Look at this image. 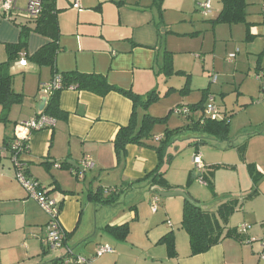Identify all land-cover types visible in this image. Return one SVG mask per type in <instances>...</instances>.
<instances>
[{
  "label": "crops",
  "instance_id": "crops-1",
  "mask_svg": "<svg viewBox=\"0 0 264 264\" xmlns=\"http://www.w3.org/2000/svg\"><path fill=\"white\" fill-rule=\"evenodd\" d=\"M15 4L16 9L9 16L0 12V63L7 62V46L19 43L21 26L26 23L22 16L28 0H15ZM250 4L249 8L258 4L262 8L257 21H251L248 12V20L254 24L250 30L254 38L248 40L251 43L248 54L257 58L254 70L256 79L260 80L257 78V67L258 57L264 53V0H250ZM155 7L156 0H81L79 7L75 6V0H55L61 49L56 59V71L60 74L80 72L103 75L111 85L146 96L156 82L154 68L158 59L155 47L158 32ZM244 27L247 35V28ZM28 42L26 54L31 57L50 44L51 39L31 33ZM21 59L27 60V67L20 68L14 63L11 74L14 78L18 73L24 75L21 79L17 77L13 83L14 91L23 96L22 102L11 108L5 124L1 122L0 106L1 149L12 139L18 124L29 122L42 113L40 106L44 96L40 94V89L54 78L51 68L31 63L24 53ZM260 64V74L264 76V55ZM261 82L264 92V78ZM59 107L65 117L55 119L53 129L33 133L29 152L23 159L27 175L36 179L61 204L60 220L67 232L65 247L55 251L43 244L49 217L15 180L10 154L3 150L0 154V264H58L69 252L86 259L89 264H264V159L251 165L263 179L255 197L246 199L251 192L242 197V207L247 200L254 201L259 197L263 200L256 209L248 204L241 209L245 212L243 225L232 228L239 233V239H225L209 252L192 256L189 236L181 227L182 215L181 221L176 223L178 229L157 226L156 233L148 235L149 242L138 245L137 249H126L131 228L125 241L115 237L112 229L126 224L131 227L138 220L137 209L131 205L122 210L118 202L106 204L103 201L120 190L140 187L145 182L143 180L157 169L159 159L155 146L164 133L156 134L154 129L152 141L145 145H129L123 157H118L114 141L118 131L130 123L134 110L131 99L117 92L100 97L69 89L60 93ZM141 119L138 117L139 123ZM263 122L261 119L258 124ZM204 139H188L190 145L197 147L196 155L202 156L203 170H197L191 161L190 167L185 170L188 178L168 181L165 175L171 191L162 192H186L191 175L200 179L202 173L212 170L211 166L216 163L208 162L200 151L199 146L209 140L201 143ZM179 142L176 137L169 155ZM194 157L195 153L193 160ZM86 160L92 165L80 179L77 173L81 172L80 167ZM172 160L173 157L169 165ZM54 164L63 166L56 169ZM249 169L250 166L247 172L254 186ZM138 181L141 183L130 187ZM154 197H151L152 201ZM217 200L213 206L204 208L215 210L227 202ZM170 203L164 202V207L172 215ZM183 205V202H175L177 208L182 209ZM243 226H248L246 232L242 231ZM170 232L175 236L177 255L174 258L168 256L166 246L159 244ZM105 246L112 248L113 252L97 257L98 249Z\"/></svg>",
  "mask_w": 264,
  "mask_h": 264
},
{
  "label": "rangeland",
  "instance_id": "rangeland-1",
  "mask_svg": "<svg viewBox=\"0 0 264 264\" xmlns=\"http://www.w3.org/2000/svg\"><path fill=\"white\" fill-rule=\"evenodd\" d=\"M206 1L208 0H163L161 12L155 7V26L158 32L155 47L158 59L154 68L156 82L149 94L154 92L159 98L146 106L139 103L137 115L139 120L145 114L154 118H166L164 122L154 125L156 134L183 128L177 136L181 142L177 143L176 149L170 151L173 160L164 168L168 181L172 178L176 181L188 178L185 170L190 167L193 155L197 152V147L190 145L188 139H209L208 143L198 146L208 162L216 163L211 166L212 169L217 166L214 191L201 178L194 179L191 175L187 184L189 190L185 193L203 207L213 206L216 199L219 202L238 200V210L227 222V227L232 229L243 225L245 212L241 209H245L247 204L256 209L263 200L261 197L254 201L247 200L249 203L246 201L242 207V197L247 196L254 188L247 168L264 159V122L258 124L261 119L264 120L263 83L256 79L254 66L257 58L248 54L251 43L247 40L244 25L213 26L210 21L222 9L221 0H210L212 13L207 17L199 8ZM261 9L259 4L250 7L249 19L257 21ZM23 76L15 74L14 80ZM204 91H208L214 98V105L222 115L230 119L231 144L220 143L201 131L186 128L190 120L186 114L179 112L187 109L195 119L199 118L202 110L193 113L190 107L203 100ZM1 122L5 124V121ZM11 162L17 181L12 158ZM190 169L194 170V167ZM141 184L140 187L115 195L122 210H127L131 205L137 209L138 220L131 224L126 249H137L138 245L149 242L148 235L156 233L154 230L157 226L178 229L176 223L181 221L183 215V208L175 206V202L184 204L185 199L182 197L157 196L158 213H153L151 197L154 194L150 192L146 181ZM21 187L23 188L22 185ZM99 190L100 188L97 191ZM164 202H172V215L166 212Z\"/></svg>",
  "mask_w": 264,
  "mask_h": 264
},
{
  "label": "trees",
  "instance_id": "trees-1",
  "mask_svg": "<svg viewBox=\"0 0 264 264\" xmlns=\"http://www.w3.org/2000/svg\"><path fill=\"white\" fill-rule=\"evenodd\" d=\"M42 1V15L34 21L26 20V23L21 26V39L19 43L7 46L8 60L7 62L0 63V106L2 107L1 121L6 122L8 120V115L11 108L14 105L22 102L23 96L17 94L13 88L14 76L11 74V66L20 60L22 53H24L31 63L41 67H49L53 71L54 77H61V88L52 94V97L42 114L48 115L56 120L65 117V114L59 107V96L64 90L73 89L76 91H86L100 97H105L111 92H117L131 99L134 104V110L129 125L122 127L118 131L114 141V146L118 157H123L126 152V148L129 145H145L149 141H152L154 139V125L164 122L166 118H154L145 114L142 121L139 123L137 107L139 103H143L146 106L150 102L157 100L159 98L158 95L154 92L147 94L146 96L135 95L130 91H125L114 85H111L107 77L103 75L84 74L80 72H68L62 74L58 73L56 71V59L58 53L61 50L59 46L60 30L57 21L58 10L55 8V0ZM162 2L163 0H156V6L160 9V12ZM221 4L222 9L217 18L210 21L211 24L213 26L245 25L247 28V40L253 39L254 37L251 35L250 30L254 24L249 22V15L247 11L251 5L250 0H221ZM31 33H37L41 36L49 38L51 39V43L41 48L33 56L28 57L26 53ZM263 55L264 53L258 57V75L260 74V62ZM169 64H171V58ZM263 78L264 76H262L261 80H263ZM144 99H146V101H144ZM211 99L213 100L214 104V98L208 94V91H204L203 100L200 103L190 107L191 112L193 113L202 110L201 116L197 119H195V117L190 114L189 110L187 109L179 113L186 114L188 120H190L188 126L186 127L187 129L201 131L206 135L213 137L220 143L226 142L231 144L229 139L230 119L227 116L222 115L221 112L220 117L217 119H212L205 115V110L211 103ZM182 129L183 128L166 130L164 137L160 140H157L158 145L155 146V150L159 159L157 169L149 174L145 180H143L149 183V188L153 193L157 189L160 191H171V188H169L167 181L165 180L166 172L164 171V168L170 163L172 159V156L169 155V149L173 145L178 134L182 132ZM204 140H201V143L207 142V139ZM9 143L10 141L6 142L4 147L5 149H9ZM27 152H29V145ZM27 152H24L22 156L27 154ZM22 161H24L23 157ZM216 169L217 166H215L212 170H208L206 173H202L200 177L201 180L204 181V183H206V185L212 191H214L215 187L214 174ZM249 170L254 181V188L246 197V199L253 198L257 195L258 185L263 179V176L257 173L252 166H250ZM138 183L141 182H135L130 187ZM125 191L120 190L115 194H111L103 201V203H117L115 195H121ZM154 195V198H158L155 193ZM237 202L238 200H229L220 205L215 210L205 209L204 207L197 208L189 204L187 201L184 202L181 227L189 236L192 256L202 255L209 252L213 247L219 245L225 239L240 238L237 230L229 229L227 227L229 218L237 210ZM112 232L120 241H125L130 233V227L128 224L115 227L112 229ZM159 244L166 246L167 253L170 258L176 257L177 252L175 246V236L173 232L165 235L159 241Z\"/></svg>",
  "mask_w": 264,
  "mask_h": 264
},
{
  "label": "built area",
  "instance_id": "built-area-1",
  "mask_svg": "<svg viewBox=\"0 0 264 264\" xmlns=\"http://www.w3.org/2000/svg\"><path fill=\"white\" fill-rule=\"evenodd\" d=\"M81 0H75V6L79 7ZM199 8L204 16H208L211 13V2L207 1L200 4ZM16 9L15 0H4L0 2V12L9 16ZM43 12V1L42 0H28L27 8L22 16L25 20L34 21L38 19ZM28 62L26 59H21L15 62V66L20 68L27 67ZM258 79H262V75H257ZM61 77L56 76L53 80L46 85H43L40 89V94L47 98V104L52 97V94L61 88ZM212 100V99H211ZM46 104V106H47ZM205 115L212 119L220 117L221 113L217 107L213 104V100L207 106ZM56 120L48 115L40 114L36 118L29 122L18 124L15 127L14 135L9 143V149H1L0 154L3 150L7 151L16 167V178L17 181L27 191L28 196L39 204L40 208L48 215L49 220L46 225V237L43 239V244L55 251L62 250L65 247L67 241V232L64 229L61 220V204L56 199L52 198L48 191L42 187V185L33 177L27 175V165L22 161V155L27 152L28 145L33 133L44 130L53 129ZM193 163L197 170H203V161L200 154L195 155ZM92 163L86 160L83 163V167L88 170L91 168ZM56 169H60L61 164H54ZM77 177L82 179L84 174L82 172L77 173ZM158 198H154L152 201V212H158ZM243 232H246L248 226L241 227ZM112 248L105 246L100 247L97 251V257H101L105 254L112 253ZM264 255V252H263ZM90 262L84 258L76 257L71 252L63 260H59L58 264H89Z\"/></svg>",
  "mask_w": 264,
  "mask_h": 264
},
{
  "label": "water",
  "instance_id": "water-1",
  "mask_svg": "<svg viewBox=\"0 0 264 264\" xmlns=\"http://www.w3.org/2000/svg\"><path fill=\"white\" fill-rule=\"evenodd\" d=\"M46 104H47V98H43L42 99V104L40 106V111L43 112L45 107H46ZM80 171L85 174L87 172V170L84 168V167H80ZM194 175H196V173H194ZM154 193L161 197V198H169V197H182L185 199V201H187L189 204L197 207V208H201L202 205L193 200L187 193L185 192H182V191H173V192H162L160 190H155ZM206 209H210V208H206Z\"/></svg>",
  "mask_w": 264,
  "mask_h": 264
}]
</instances>
